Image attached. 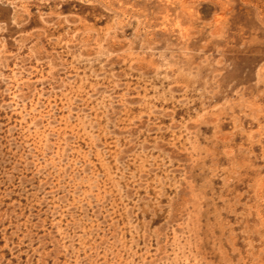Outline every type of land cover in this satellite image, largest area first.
<instances>
[{
    "label": "rangeland",
    "instance_id": "374dc122",
    "mask_svg": "<svg viewBox=\"0 0 264 264\" xmlns=\"http://www.w3.org/2000/svg\"><path fill=\"white\" fill-rule=\"evenodd\" d=\"M0 264H264V0H0Z\"/></svg>",
    "mask_w": 264,
    "mask_h": 264
}]
</instances>
